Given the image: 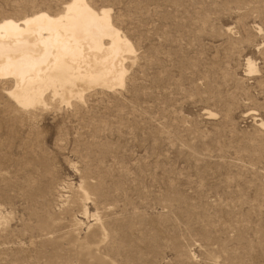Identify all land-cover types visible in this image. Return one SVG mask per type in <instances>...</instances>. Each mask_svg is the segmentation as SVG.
Returning a JSON list of instances; mask_svg holds the SVG:
<instances>
[{"label": "rangeland", "instance_id": "1", "mask_svg": "<svg viewBox=\"0 0 264 264\" xmlns=\"http://www.w3.org/2000/svg\"><path fill=\"white\" fill-rule=\"evenodd\" d=\"M87 1L132 43L126 76L29 109L0 80V264H264V0Z\"/></svg>", "mask_w": 264, "mask_h": 264}, {"label": "bare ground", "instance_id": "2", "mask_svg": "<svg viewBox=\"0 0 264 264\" xmlns=\"http://www.w3.org/2000/svg\"><path fill=\"white\" fill-rule=\"evenodd\" d=\"M111 13L110 7L95 8L87 0H68L60 12L39 9L19 18H1L0 80L12 83L7 95L18 106L29 109L46 105L48 98L66 104L72 98L83 100L85 90L91 87L113 89L123 85L126 60L134 50L132 43L114 25ZM247 63L252 64L250 60ZM261 126L264 127V122ZM75 193L74 202L89 198L83 183L76 186ZM80 209L82 217L87 218L88 207L83 205ZM97 220L98 217L91 225L105 234L103 224ZM75 224L80 225V220L75 219Z\"/></svg>", "mask_w": 264, "mask_h": 264}]
</instances>
